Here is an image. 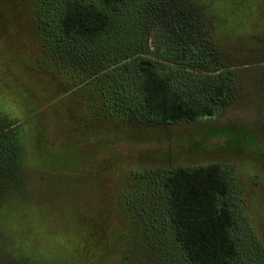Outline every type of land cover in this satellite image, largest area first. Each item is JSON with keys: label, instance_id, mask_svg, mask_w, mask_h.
Returning <instances> with one entry per match:
<instances>
[{"label": "rangeland", "instance_id": "rangeland-1", "mask_svg": "<svg viewBox=\"0 0 264 264\" xmlns=\"http://www.w3.org/2000/svg\"><path fill=\"white\" fill-rule=\"evenodd\" d=\"M187 1L199 49L159 0H130L77 44L57 39L58 0H0V136L18 138L0 142V264H190L164 183L208 164L228 181L236 264H264V0ZM143 57L214 114L150 120Z\"/></svg>", "mask_w": 264, "mask_h": 264}, {"label": "trees", "instance_id": "trees-1", "mask_svg": "<svg viewBox=\"0 0 264 264\" xmlns=\"http://www.w3.org/2000/svg\"><path fill=\"white\" fill-rule=\"evenodd\" d=\"M129 1L58 0L57 39L77 44L104 38L115 29L117 13ZM159 1L167 10L170 22L178 25L176 28L183 33V39L189 48L199 49L198 40L192 42L196 38L195 32H191L192 27H188L195 24L196 18L191 4L187 0ZM207 49L214 51L210 44ZM137 65L135 82L139 91L138 106L150 120L168 123L214 114V106L205 104L196 95L185 94L174 87L173 68L158 69L153 60L146 57L140 58ZM214 65L217 66L216 63ZM214 68L213 66L211 71L220 70ZM224 92L223 80L216 86L215 95L221 98ZM12 129L15 138L10 135L11 132H7L0 136V142L6 143L9 139L12 147L14 144L17 147V131ZM12 147L6 148L8 152L10 150L14 153L17 150L15 147L13 151ZM7 165L8 169L14 170L17 167L16 160L12 159ZM164 187L167 190L166 209L174 226L175 237L190 264H236L241 258L231 234L236 218L227 200L228 181L222 167L219 164L191 169L178 167L170 171Z\"/></svg>", "mask_w": 264, "mask_h": 264}]
</instances>
